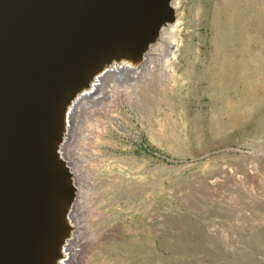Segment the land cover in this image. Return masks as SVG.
<instances>
[{"label":"rangeland","instance_id":"obj_1","mask_svg":"<svg viewBox=\"0 0 264 264\" xmlns=\"http://www.w3.org/2000/svg\"><path fill=\"white\" fill-rule=\"evenodd\" d=\"M229 1H171L164 77L161 30L68 79L48 144L72 192L42 264H264V0Z\"/></svg>","mask_w":264,"mask_h":264},{"label":"bare ground","instance_id":"obj_2","mask_svg":"<svg viewBox=\"0 0 264 264\" xmlns=\"http://www.w3.org/2000/svg\"><path fill=\"white\" fill-rule=\"evenodd\" d=\"M148 1L164 18L168 50L160 55L161 69L147 66L146 73L164 77L177 56L178 22L165 21L168 0ZM151 12L143 0H0V264H42L56 236V201L71 193L48 144L63 81L94 56V46L151 37L159 29Z\"/></svg>","mask_w":264,"mask_h":264},{"label":"water","instance_id":"obj_3","mask_svg":"<svg viewBox=\"0 0 264 264\" xmlns=\"http://www.w3.org/2000/svg\"><path fill=\"white\" fill-rule=\"evenodd\" d=\"M171 1L172 0H168V2L170 3L169 4L170 8L169 7L167 8L168 14H167V17L165 18V21H167V22H172V20H173V18L171 17V13H172V9H173L171 6ZM143 2L148 7H150V10L152 11L151 15H153L155 20L158 22V25H159L158 31L153 33L152 36L146 40L136 41V40H133L134 39L133 38L131 40L126 41L124 45H120L118 43H113V41H115V40L111 39V40H109V43L107 42V43H104L103 45L94 46L93 49L96 50L94 56H92V58H90L87 62H85V64H86L85 66H84V64H82L77 69H72L71 75L72 74L73 75L70 78H74V79L82 78V73L86 72L87 70H93L94 67H96V66L98 67L99 65H102V62H105L107 57L114 56L115 59H119V58L121 59L122 53H118L115 56V52H113L112 49H115V50L116 49H133L137 53L138 50L141 49L143 46L147 45L149 41L153 42L156 40L157 33L161 31L162 26L164 24V18L160 17L159 15H157L155 13L156 11L151 6V4L149 3L148 0H143ZM68 79H69V77H68ZM66 82L63 81L62 88L59 90L58 99H55V105L53 107V113H52V122L55 121V117H56L55 111L57 110V105L59 104L58 102H59L60 96L62 94V89L64 88ZM52 130L50 131V133L48 135L49 136L48 139H51ZM71 192H72V190H71Z\"/></svg>","mask_w":264,"mask_h":264}]
</instances>
